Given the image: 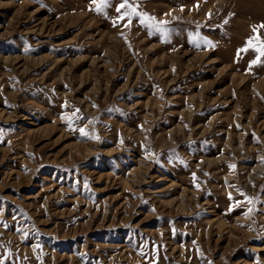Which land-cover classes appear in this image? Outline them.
Masks as SVG:
<instances>
[{"label": "rangeland", "instance_id": "obj_1", "mask_svg": "<svg viewBox=\"0 0 264 264\" xmlns=\"http://www.w3.org/2000/svg\"><path fill=\"white\" fill-rule=\"evenodd\" d=\"M122 2L0 0V264H264V0Z\"/></svg>", "mask_w": 264, "mask_h": 264}, {"label": "snow or ice", "instance_id": "obj_2", "mask_svg": "<svg viewBox=\"0 0 264 264\" xmlns=\"http://www.w3.org/2000/svg\"><path fill=\"white\" fill-rule=\"evenodd\" d=\"M92 3L95 5L94 10L97 12H101L103 8L108 4V0H92ZM115 10L118 16L116 20L113 21V26H115L119 21H122L125 18H127L128 23L125 24V27H130L132 23V17L137 16L140 18L139 22L141 25H147L150 29H154L162 33L166 31L165 25L168 24L167 20H157L155 17L150 16L147 13L137 11V6L129 3V0H123L122 3H119L116 6ZM208 15L210 16V13ZM260 28H264V23L258 26H252V31L254 35L251 37H248L245 42V46L237 50V56H239L241 52H246L248 51V49H254L258 55L256 56V59L250 62L251 64L260 63L261 62L260 57L264 56V39H261L259 35ZM207 43L210 44L211 42L207 41ZM78 112H79V109H76L75 112L73 113V116H75ZM62 119H68L69 121L68 126L72 127L71 118L62 116ZM79 132L82 137L89 136V133L84 128L79 129ZM91 138L98 139V137H96L95 135H93ZM229 168H235V165H229ZM195 179H196L195 173H193V180L195 181ZM241 195L245 197V201L249 205H253L256 202V198L248 197L244 193H241ZM229 199H232L231 194H229ZM253 211H254V208L249 207L245 214L250 215Z\"/></svg>", "mask_w": 264, "mask_h": 264}]
</instances>
